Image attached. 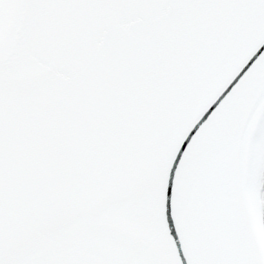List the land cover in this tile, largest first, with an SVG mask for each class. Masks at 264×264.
I'll list each match as a JSON object with an SVG mask.
<instances>
[{"label":"snow or ice","instance_id":"6c2138e0","mask_svg":"<svg viewBox=\"0 0 264 264\" xmlns=\"http://www.w3.org/2000/svg\"><path fill=\"white\" fill-rule=\"evenodd\" d=\"M0 264H264V0H0Z\"/></svg>","mask_w":264,"mask_h":264}]
</instances>
